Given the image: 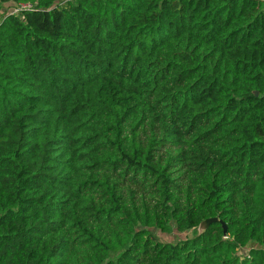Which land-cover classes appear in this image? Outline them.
<instances>
[{"label":"trees","instance_id":"trees-1","mask_svg":"<svg viewBox=\"0 0 264 264\" xmlns=\"http://www.w3.org/2000/svg\"><path fill=\"white\" fill-rule=\"evenodd\" d=\"M58 1L0 0V264H264V0Z\"/></svg>","mask_w":264,"mask_h":264},{"label":"rangeland","instance_id":"rangeland-1","mask_svg":"<svg viewBox=\"0 0 264 264\" xmlns=\"http://www.w3.org/2000/svg\"><path fill=\"white\" fill-rule=\"evenodd\" d=\"M68 1H74V0H59L57 3L61 4V6H64ZM8 12H14L13 6H8L6 7L5 10H3V13L0 14V19L7 14ZM204 226L201 225L199 227H197L195 229V232L199 233L200 230L203 228ZM193 230L187 231L186 233H179L178 231H176L175 229H171V231L167 232V233H162L159 231H154V233L157 235V237L164 242H172L175 243L179 240L184 239L186 236H192L193 234Z\"/></svg>","mask_w":264,"mask_h":264},{"label":"water","instance_id":"water-1","mask_svg":"<svg viewBox=\"0 0 264 264\" xmlns=\"http://www.w3.org/2000/svg\"><path fill=\"white\" fill-rule=\"evenodd\" d=\"M218 221V219L216 218V217H213V218H208V219H206V220H204L203 222H201V224L199 225V226H201V225H203L204 227L200 230V232L202 231V230H204L208 225H210V224H212V223H215V222H217ZM198 226V227H199ZM222 226H223V230H224V232L226 231V225L224 224V223H222Z\"/></svg>","mask_w":264,"mask_h":264},{"label":"built area","instance_id":"built-area-1","mask_svg":"<svg viewBox=\"0 0 264 264\" xmlns=\"http://www.w3.org/2000/svg\"><path fill=\"white\" fill-rule=\"evenodd\" d=\"M32 8V4L31 3H19L17 5V7H15L14 9V13H18L21 10H25V9H30Z\"/></svg>","mask_w":264,"mask_h":264}]
</instances>
